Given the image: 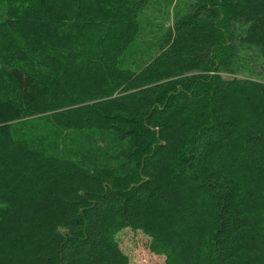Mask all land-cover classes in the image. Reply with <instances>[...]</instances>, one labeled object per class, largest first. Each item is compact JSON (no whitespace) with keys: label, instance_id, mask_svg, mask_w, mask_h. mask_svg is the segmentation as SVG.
<instances>
[{"label":"trees","instance_id":"16d2710c","mask_svg":"<svg viewBox=\"0 0 264 264\" xmlns=\"http://www.w3.org/2000/svg\"><path fill=\"white\" fill-rule=\"evenodd\" d=\"M174 2L0 0V264H264V0Z\"/></svg>","mask_w":264,"mask_h":264},{"label":"rangeland","instance_id":"374dc122","mask_svg":"<svg viewBox=\"0 0 264 264\" xmlns=\"http://www.w3.org/2000/svg\"><path fill=\"white\" fill-rule=\"evenodd\" d=\"M175 4L174 2L172 5L171 0H151L144 14V22L150 26L146 31L154 30L151 37L160 36L162 27L173 25ZM245 57L240 63L242 75L264 81V60L255 51H248ZM117 238L121 249L129 256L132 264H164L165 258L150 251V239L141 232H134L127 228L121 231Z\"/></svg>","mask_w":264,"mask_h":264}]
</instances>
